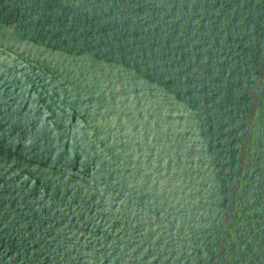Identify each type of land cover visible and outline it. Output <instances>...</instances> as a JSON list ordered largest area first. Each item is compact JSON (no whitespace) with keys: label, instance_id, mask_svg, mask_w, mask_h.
<instances>
[{"label":"water","instance_id":"1","mask_svg":"<svg viewBox=\"0 0 264 264\" xmlns=\"http://www.w3.org/2000/svg\"><path fill=\"white\" fill-rule=\"evenodd\" d=\"M0 264H264V0H0Z\"/></svg>","mask_w":264,"mask_h":264}]
</instances>
